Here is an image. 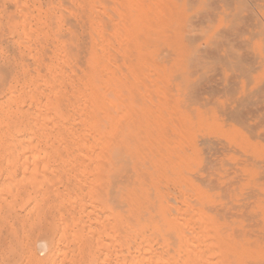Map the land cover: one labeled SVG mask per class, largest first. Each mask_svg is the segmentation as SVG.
<instances>
[{
	"label": "rangeland",
	"instance_id": "374dc122",
	"mask_svg": "<svg viewBox=\"0 0 264 264\" xmlns=\"http://www.w3.org/2000/svg\"><path fill=\"white\" fill-rule=\"evenodd\" d=\"M23 1H26V2H24L25 4H22L21 6H19L18 2H21V0H16V3H15V0H14V2H12V0L11 1L5 0L6 3L3 0H0V9L2 8L0 10V13H1V11H3V12L5 11L4 10L5 7L8 11V13H7V11H5L4 13L2 12L0 14L1 16L3 15V17L0 16V20L2 19L0 23L4 24V26L1 25L2 27H0V29H1L0 34H1V32H2V34H5V35H2V37L4 36L3 38L0 35V40L2 41L1 42L2 44L0 43V46H1L0 47L1 48L0 49V66H2V68L0 67V70L3 72V68L6 67L7 71L8 70L10 71V72L9 71L7 72L8 75L10 74L9 78H8V75L5 76V78H4L5 83L3 85V88L0 89V93H1L0 104L2 103V101H5V103H6L5 109L3 108L5 106L4 102H3L4 105L2 104L0 106V111H1L0 114L4 115V116L0 115L1 116L0 123L2 121L3 122L5 121V124L3 127L0 124L1 125L0 126V135H1L0 136V145L2 146V142L4 145V146H2V148L6 147V145H7V148H9V150H6L7 156H5V157H8V155L10 154V157L12 158L11 162L14 165H15L14 161H18V160L20 161V158L22 159L24 156H25V158L27 157L26 155L23 154L24 156H22L19 153L20 151H23L24 146L23 145H21L20 147H18V146L21 144V142H19V141L22 140L23 142H25L24 138L26 137L25 135L28 133V132L24 133L25 130L23 131V129H25V128L28 129L27 122L29 123V121H27L28 118H25L27 120H25L23 118L27 117L29 115L28 113L30 111V104H29V101H27V99H26V98H28L27 92L29 91L26 86H29V83L31 80V75H32V74H29V73H32V71H31L32 68H29V70H28V67H27V66L32 67V63H31L32 54L29 51L31 50L32 46H36V44L38 45V43H37L38 41H32L33 39L34 40L36 39L35 37L32 36V31H31L32 30L31 24L33 25V22H32V20L29 19V17L28 18L26 17L27 18V21H26L25 17L22 16V14H23L22 11L24 12V15L26 16V14H27L26 7L29 6L28 8L30 9V12L28 11V13H29V15H31L30 17L32 18L33 12L31 13V11H33L35 8H37V6H39V8L41 10H43L42 14H44V16L45 15L47 16V17H45L46 20L45 19L43 20V22L46 21V23H44V24L45 25L47 24V25L45 26L42 24V26L40 28V31H43L42 33H44L45 35L42 34L43 38L40 35V38H42V39H40V38L39 39H40V41L41 40L44 41V38H46L48 40L44 41L45 43L46 42L47 43H46V45L45 44L43 45L44 46L43 48L40 47V46H42V44L40 46L38 45L40 48H42L41 54L43 52V54H42L43 57H44L46 50L54 52L58 46V41H59V39H58L59 36H56V34L57 35H59V34L57 33L56 25H55L54 21L52 20L55 18V15H56V10L53 11V9H55V8H52L53 7L52 3H54V6L56 5L55 7H57L60 4V2H58V1H61V0H57V2H56V0H36V2L41 3L42 7L40 4H36L35 0H34V2H32L33 0H31V1L30 0H22L21 3H23ZM27 1L29 2V5H28ZM115 1L113 0V2H115L114 4H116V3H119V4H116L117 7L113 6V8H114V10H113L114 14L113 15L115 17H113V15H112V17L114 18V20L112 18V22L117 23L118 21H116V20H119V22L124 24V25L122 26V24H120L121 26L120 25L118 26V24H119V22H118V24H115V28H114V26H113L114 24H112L113 29H115V30H113V36L115 37V40H116V38H118L117 39L118 41H116V45L114 43L115 41L113 40L114 41L113 42L114 43L113 49L116 48L115 50H113V55L115 54L113 56V58H115L116 61L114 60L113 62H115L114 64L116 67L118 66L117 68H122L120 70H122L124 72L126 71V72L124 74H122V71H121V76H120V74L117 73L119 70L116 71V74L114 71V79H117V75H118V76H120L119 80H121V77H123L122 81H120V82H126V80H127L128 83L126 82L127 85H125L126 83H123L124 86H122V88L123 87L124 88L122 89L120 87L122 83L120 84V82H119V86H118V88H116L118 85L116 81H118V80H116V81L114 80V83L116 82V85H115L116 87L114 88V91H116V89H118L119 91L122 89L121 94H123V95L120 96L119 95L120 92H117V91L116 92L121 97V100L123 99L122 101L123 102L125 101V103H126L124 105L122 104V109L125 106V109L127 111H124L125 109L120 110V108H121V106H120L119 112H121V111L126 112L127 117H125V118L126 119L129 118L128 121L125 120L126 123L130 122L129 124H126V125H128L127 127L129 128V129H125V130H127L126 131V134H127L126 139L130 143L131 152L135 151V153L137 152V154H139V156H137L134 153L135 157H132V156L131 157L136 158L139 161V163L142 165V167H143L142 163L145 162L144 163L145 167H143L145 170V175L148 173V175H150V176H148V177H150V179L155 178V175H156V177L158 179L161 178L160 183L162 181L164 182V183H162L163 185L165 184L164 186L168 187L169 185H171L170 182H174L175 185L177 184L176 185L177 187L174 186L173 183H172V185L174 186V188H173V186H171L173 188V190L174 189L176 190V191H174L175 193L177 192L179 194H183V195L185 194L186 195V193L188 192L187 193L188 195H186V196L187 197L189 196L188 198H190V203L191 202H192V204L195 203L194 204L195 206L193 205L194 210H197V209L198 210H203V209L206 210V209H208L209 211H207V210L205 211L208 214V216L213 217L210 215V214H212V215L217 216L216 219H219L220 222L223 220H224V222H226V224L223 222V224H224L223 228L225 227L226 229L227 228L229 229V228L233 227L235 225V223L233 222L235 220L233 218L237 217L238 220L239 219H242L243 221L245 220V222L237 221V218H236L237 224L240 225L241 223H238V222H242V224H244L246 226L249 225L248 227L243 226V225L241 227L239 226L240 228L246 227V230H249L248 231L249 234L245 231L244 228L243 229H240V228L236 229V227H237V225H236V226H234L235 230H234V228H231L229 230V233H228V231L225 230V233L228 234L230 237H234V236H240L241 237L242 236L243 238L242 237L241 238L237 237V238H239V240L240 239L246 240V239H244L245 238L244 234L247 233L246 235L249 236V238H253V240L252 239L250 240L249 238H247L249 241L257 242L259 244H264V241L262 238V237H264V234H263L264 231H262V229L264 230V0H174L175 2L173 0H169L170 2L167 0L166 1L164 0V4H163V0H140V1L139 0H131L130 1L131 6L129 5V0H124L123 3H121L120 0H118V1L115 0ZM176 1H177V3H176ZM7 2H9V3H7ZM10 2L13 3L11 5L12 7L10 5H7V4H10ZM55 2H56V4H55ZM156 2L159 4H157ZM31 3L32 4L34 3L37 6L33 5L34 6L33 7L31 5ZM138 3H139V5H138ZM3 4H4V7H3ZM51 4H52V6H51ZM123 4H126L127 6L123 5ZM133 4L137 5V7L135 8V5L133 6ZM166 4L167 5L171 4L173 7H176V9H175L176 13H174V16H171L175 20L170 22V20H172L171 17H168V19L166 20V21H168V23H167L168 27L166 26V21L164 22L162 20L163 17H162V13H161V10L163 12L162 8L165 7ZM16 5H18L20 8L17 7V9H15ZM23 5L25 6V9L22 10V8H24ZM118 5H121L122 7L119 6L120 8H118ZM148 5L150 7H148ZM161 5H162V7H161ZM171 5H170V7H172ZM43 6H45V8ZM123 6H125V8ZM139 6L142 9V10H140V8H139L140 13L138 12L139 10L137 9ZM142 6L144 9L142 8ZM131 7L135 8V10H137V11L133 10ZM32 8H34V9H32ZM18 9H21V13H20L19 17L17 15V14H19L17 12ZM50 9H51V11H50ZM119 9H120V11H119ZM149 9H151V10H149ZM152 9L154 12L153 14L151 12ZM10 10H12L14 12V14ZM158 10L160 11V14H159ZM15 11L17 13H15ZM44 11L46 13H44ZM116 11H117V13H115ZM170 11H171V9H170ZM25 12H26V14H25ZM124 12L127 13V15ZM128 12H129V14H128ZM136 13L139 15L137 16ZM151 14H152V16H151ZM15 15H17V16H15ZM119 15H120V17H119ZM21 16L24 17V18H22L24 20L20 19ZM116 16L118 17V19H115V18H117ZM121 17H122V19H121ZM138 17H141V18H138ZM5 18H6V22H5ZM11 19H12V22L10 21ZM28 19H29V21H28ZM156 19H159V20H156ZM49 20H52V21H50V23L48 25ZM135 20H138V22ZM18 21H19V23H18ZM21 21H22V23H21ZM23 22H25L26 25ZM155 22H157V23H155ZM169 22H170V24H169ZM12 23H14V24H12ZM20 23H21V25L23 24L22 25L23 28L27 27V31H26V28H25V30L23 28H21L22 26L20 25ZM5 25L8 27H6ZM54 25H55L56 30L52 29V31H51V26H52V28H54ZM140 25H142V26H140ZM9 26H11L10 29H9ZM45 27H49L50 30L45 28ZM119 27L120 28L122 27V28L120 29ZM124 27H125V30H124ZM161 28L163 30L166 29L164 33H163ZM18 29H20V30L18 31ZM21 29H23L25 38L22 37L23 33H21ZM116 29H117V31L121 30L120 32H118L119 36H117V34L115 35ZM130 30L132 31L133 35L130 33L131 34V36H130V34L124 33V32H131ZM114 31H115V33H114ZM17 32L20 33L18 36H17V34H18ZM28 32L31 35L32 39L28 38V37H30ZM121 32L123 33L124 38L121 35L122 34ZM168 32H169V35H168ZM25 33L27 35H25ZM49 33L51 35H49ZM127 34H128V36H127ZM19 36L22 37L23 40H22V38H19ZM15 37H18L19 40H22V42H26L27 40H30V41H27L30 43V45H27L28 44L27 42H26V45L24 43L22 44V42H20ZM50 37L53 40H51ZM167 37H169V38H167ZM4 39H5V41H4ZM121 39H123V40L119 41ZM139 39H141V40H139ZM49 40H51V41H49ZM133 40L135 43H133ZM6 42L11 43L10 46L8 45L9 43L6 44ZM15 42L18 43L19 45H17ZM50 42H52L53 44H56V45H54V47H55L54 51H53V47L51 48L52 43L50 44ZM128 42L130 43V45H128ZM142 42L144 43V45ZM125 43L127 44V46H129L128 49H127ZM12 44H14V45H12ZM31 44H32V46H31ZM6 45H8V46H6ZM4 46H6V47H4ZM45 46H46V48H48V47L49 48L46 49ZM27 47H28L29 51H27ZM23 48H26V50H22ZM17 49L20 53L17 51ZM123 50H124V52H123ZM13 51H14V53H13ZM114 51L118 52V53H115ZM28 52H29V54H26ZM48 52H46L45 56H47V57L53 56V55H51V53L49 54ZM121 52L123 54H121ZM124 53L126 54V56L124 55ZM118 54H120L121 57H119L120 55H118ZM4 55H5V57H4ZM25 55H26V57L30 58L29 62H28L29 58H26ZM7 56H8V59L6 58ZM23 56H24V59H23ZM121 58L124 59V60L122 59V61H124V63H122V61L120 60ZM128 58L130 59L129 61H127ZM163 58H164V60H163ZM3 59H4V61H3ZM17 59H18V61H17ZM9 61L12 63H10ZM117 61H118L119 65L116 64ZM125 61H126V63H125ZM130 61H132V63ZM149 61L151 63H148ZM1 62L3 64H1ZM6 62H7V65H6ZM25 62H28L30 64L27 63V65H26ZM155 62L158 63V65H156ZM124 64H126V65H124ZM128 64H130V65L133 64V66H135V67H133V69L131 68L132 69L131 70L129 67L130 65H128ZM137 64H139V65H137ZM181 64H183V65H181ZM124 66H126L127 68ZM123 67H124V69L126 68V70H124ZM113 68L115 69V67H113ZM145 69L148 71H146ZM135 70H137V72H135ZM1 71H0V77H4L3 73ZM12 71H13V73H11ZM25 71H26V73H24ZM127 71H128V73H127ZM19 73L22 76L21 79L19 78V77H21ZM15 74H17L18 76ZM28 75H30V76H28ZM152 75H153V77H152ZM163 75L165 77H163ZM17 77L19 79V82H18ZM126 77H128V78H126ZM166 77H168V78H166ZM15 79H17L16 81H17V84H19V85L16 84ZM171 79H173V80L171 81ZM23 80H24V82H23ZM136 80H137V86L138 87L135 85ZM139 80H140V82H139ZM161 80H162V82H161ZM13 81L15 82V84L17 86L22 85L21 88L17 87ZM142 81L145 82V83H143L144 85L142 84ZM25 82H26V84H25ZM130 82H132L133 84ZM12 84H13V87L16 86L15 89H17V91L20 90L18 92L24 91L22 96H21L22 92L20 93V95H17L18 92H16V91L15 92L13 91V93L10 95L13 98H11L9 96L8 93L11 91V90L9 91V89L13 88L12 86H10ZM131 84H132V86H131ZM9 86H10V88H9ZM168 86H171L172 88L174 87L173 88L174 90ZM165 87L169 88L168 91H167V89H165ZM127 88L129 89V91ZM157 90H159V91H157ZM25 91H26V95H25ZM122 91H123V93H122ZM145 92H148V93L151 92L150 96H152V92H153L154 95L152 97L149 96L150 97L149 98L148 97L149 94L148 93L145 94ZM15 93H17V94H15ZM23 95H24V98H23ZM146 95H147V97H146ZM6 96H7V98H6ZM20 96L22 97V100L24 101L23 107H22V103L20 102V100H21ZM114 96H116L115 99H117V100H118V98H120L119 96L117 97L116 93L114 94ZM122 96H124V98ZM142 96H144V97H142ZM164 96H165V98H164ZM9 97H10V99H9ZM136 97H139V98H136ZM131 98L133 99V101H131L132 100ZM140 98H141V100H140ZM115 99H114L115 110L118 111L117 108L119 107V105H116V104L118 102L120 103V101H119L120 99L118 100V102ZM9 100H10V102H9ZM137 100H138V104H137ZM157 100H158V102H157ZM167 100H170V101H167ZM12 101L13 102L18 101V103H14V104H16V105L18 104L17 105L18 108L20 106V109H18L20 111L16 110V111H18L17 114L15 113L16 106H14L12 104L13 103ZM122 101H121V103H123ZM142 101H144V102H142ZM141 103H142V105H141ZM10 104L13 106L12 109H9ZM151 104H152V106L157 108L156 110H158L159 112L156 111L155 108L151 106ZM126 105H127V108H126ZM169 105H172L175 108L172 106L169 107ZM156 106H158V107H156ZM1 108H3L5 111L3 109L1 110ZM13 108H14V110H13ZM21 108H23V109H21ZM170 109H172V110H170ZM7 110H9L10 114L14 111V113H12V114H14L15 116L14 115L10 116V114L7 112ZM153 111L154 112L156 111L155 114L152 113ZM173 111L175 113H173ZM119 112H117L116 118L118 117ZM130 112L132 114H130ZM7 113L9 116L7 115ZM18 113H19V115L22 113V114H25L26 116L25 115L23 116L21 114V117H20L18 115ZM175 114H177L179 118L176 117L177 115L175 116ZM157 115H158V117H157ZM6 116H8L7 120L5 119ZM16 116L19 119L16 118ZM131 116H133V117H131ZM163 116H166V117H163ZM174 116H175V118H174ZM12 117L15 119H13ZM135 117H136V119H135ZM159 117L162 120V121L160 120V124L158 123ZM131 119L132 120L134 119V122H132ZM11 120L14 121V124H13V122H11ZM18 120H20L19 121L20 124L18 123ZM135 120H136V126H135L136 128L134 129L133 127L135 125L134 124ZM166 120H168L170 122H168ZM173 120H174L175 124L172 123ZM7 121H9V122H7ZM178 121H179V123H178ZM6 122L8 125L6 124ZM23 122L25 124H23ZM141 123H142V125H141ZM176 123H177V126H176ZM17 124H18V126L21 125V128L18 127ZM131 124H133V125H131ZM161 124H163L162 125L163 127L160 126ZM164 124H165V126H164ZM166 124H167V128L169 130L167 128H164V127H166ZM182 124L184 126H180ZM22 125H25V128L22 127ZM173 125L176 127H173ZM16 126L18 129L16 128ZM28 126H29V124H28ZM179 126L182 127L183 130L184 129L187 130V131L186 130L184 131L185 135L187 134L186 136L184 135L183 130H181V128ZM124 127L126 128V126H124ZM172 127H173V129H172ZM2 128H4V129H2ZM5 129L7 131L9 130L10 133H9V131L7 132ZM163 129H164V131H163ZM234 129H235V131H234ZM2 131H4V132L2 133ZM11 131L12 132L14 131V133H12ZM168 131H170V132L172 131V132L170 133ZM155 132L158 134H156ZM188 132H189V134H188ZM142 133H144V134L142 135ZM176 133H177V135H175ZM181 133H183V134H181ZM169 134H171V135L168 136ZM234 134H235V136H234ZM6 135L8 136V138H5ZM20 135H22V137H20ZM180 136H181V138H180ZM13 137H16L15 138L16 141L13 140ZM130 137L132 138V140L135 139L134 141L140 146L139 148H137L136 145L134 146V143L132 144V142H131L132 140L130 139ZM168 137L172 140H170ZM183 137L185 139L187 138L186 139L187 141H189V139H192L191 141H189V145L191 148L189 147V145H187V142L184 141ZM189 137H192V138H189ZM179 138L180 139L183 138V140H181L182 143L180 142ZM1 139H2V142H1ZM194 139H195V142H194ZM140 140H143V141H140ZM160 141H162L163 145L160 143ZM168 141H171V142H168ZM178 141L180 143H178ZM5 143H6V145H5ZM184 143H186V144H184ZM14 144H16V146H14ZM156 144H157V146H156ZM178 145L181 148V150L178 149L179 147L176 148V146H178ZM172 146H174V147H172ZM186 146H188V147L185 149ZM15 147H16V150H18V148L20 149V150H18L17 153L15 152L17 154L16 158H15V154H14L15 149L13 150V148H15ZM132 147H134V149ZM182 148H183V151H182ZM2 151H4V148L2 150L0 149V156H1L0 160L3 162V163H1V161H0V171H1L0 172V191L2 190V193L0 192V195H1L0 196V205H1L0 206V224H1L0 225V264H34L36 262H37L36 264H44V263L45 264H85V263L86 264H110V259L108 257L109 256V239H108L109 237H108V235H106L108 238H106L105 235L102 236L103 234H106V233L108 234V230L105 229V227L108 228V226L106 225V224H108V223H106L107 222L106 217L108 215L101 216L102 215L101 211L104 209H105L104 213L106 214V212H107V214H108V210L106 209L107 208L106 204L108 203V206H109V200H108V197L106 196V194L108 193V191L110 189V184H109L110 181H109V179H107L106 175H105L106 177H103L104 174L102 173L103 176L100 174L102 170L98 169L99 167L97 168V166H84V167L83 166H78V167L77 166H75V167L69 166V168H68L67 166L64 167V166L52 165L53 167L52 166L49 167V170L47 169L48 167L45 168L48 170V171H45L47 174H45L42 170L44 167H42V168L40 167L39 170L37 169L38 170L37 173L35 171L33 172L34 176L32 177V175H33V173L31 172L32 166L30 167L31 170L28 168L29 167L28 164H27V166L24 165L25 167L23 166V164H26V163L22 162V161L25 162V158H23V160L21 161V166H20V162H19V164L16 163V167H15L10 161H8V159L11 160V158L8 157V159L6 161V158L4 156H2V155H4L3 154L4 152L2 153ZM155 151H156V153H155ZM178 151L183 152V154H182V152H180V155H179L180 157H182V158H180L181 160L183 159L182 161H179V159L176 158V157H178V154H179V153H176ZM191 152L194 153V155ZM18 153H19V155H18ZM24 153L27 154L28 152L24 151ZM151 153H155L156 155L155 154L153 155ZM164 153H167V154H164ZM253 153H255V154H253ZM168 154L170 156H168ZM195 155L197 156L196 158H195ZM17 156H18V158H17ZM155 156H156V158H155ZM139 157H141V158H139ZM162 157H163V159L161 160ZM188 158L190 160H188ZM16 159H18V160H16ZM184 159L187 161L185 162ZM158 160L159 161L161 160L162 162L160 161V163L163 165H161ZM163 160H164V162H163ZM165 160H166V162H165ZM175 160L177 161L178 164L175 163L176 162ZM141 161H142V163H141ZM191 161L194 162V164L191 163ZM197 161H198V163H197ZM6 162L7 163L9 162L8 164L11 163L13 165V168L10 167L11 164H10V166L4 165V164H7ZM147 162H148V164H147ZM172 162H174V163H172ZM184 162L186 165L185 170H187L189 172V168H190L191 172L188 173L190 176L187 174V171H184ZM187 162H189V163H187ZM166 163H167V165H166ZM170 163L173 166H174V164L176 166L179 165V167L178 166L174 167V169L177 168V171H176V169H175V171L173 170V166L170 165ZM187 164H190L191 166H189V168H188ZM150 165L153 167V169ZM6 166H8V168ZM17 166H19V167H17ZM168 166H170V167L172 166L171 167L172 169ZM71 167H74V168H71ZM76 167H77L78 171L80 170L79 171L80 173L78 171H76V169H75ZM191 167H193L195 170ZM14 168L15 169L17 168L16 171L14 170ZM27 168H28V170H27ZM50 168L51 169L53 168L54 170L53 169L50 170ZM63 168H66V169L64 170ZM96 168L98 170H96ZM164 168H166V169H164ZM21 169L24 171H22ZM40 169L42 170V172L40 171ZM70 169L72 172H68ZM178 169L181 171V173H180L181 175L184 174V176L182 175V178L184 177L183 182H182V179L180 178L181 175L178 174L179 173ZM73 170H75V171H73ZM157 170H159L158 172H161V173H158ZM164 170H166V172L168 170V172L164 174L163 173ZM49 171H51V172H49ZM85 171H87V173H85ZM170 171L171 172H177L176 174L178 175V177L176 176L175 173H173V174L170 173ZM206 171H207V173H206ZM3 172H4V174H3ZM24 172L26 174H24ZM73 172H75V173H73ZM201 172L202 173L205 172L207 174V176L205 173H204L205 175H203ZM29 173H30V175H29ZM48 173H49V175H48ZM38 174H40V175H38ZM185 174H187L188 176ZM22 175L23 176L25 175L27 177H25V176L22 177ZM36 175H38V176H36ZM45 175H46V178H45ZM57 175H59V176H57ZM80 175L81 176L83 175V176L80 177ZM161 175H163V176H161ZM35 176H36V179H35ZM40 176L42 179L39 178ZM47 176H48V178H47ZM96 177H97V179H96ZM146 177L147 176H145V178ZM188 177H190V178L193 177L194 179L192 178V180H190V179H188ZM176 178L177 179L180 178L179 179L180 182ZM197 178L201 182L204 180L205 182L203 181L202 183H205V186H204V184L202 185L201 182L198 183L199 180H197ZM17 179L19 181H17ZM174 179H176L177 181ZM13 180L15 181V183L13 182ZM53 180H55V182ZM172 180H174V181H172ZM36 181H38V182H36ZM165 181L167 183H165ZM95 182H97V183H95ZM178 182L182 183V185L184 184L183 186L186 188H187V186H186L187 183H189V185H190L193 182L191 184V186L193 185L194 187L197 185V183H198V185H197V188H194V187H191L187 184L188 188L189 187L190 188H189V190L188 189L186 190ZM43 183H44V185H43ZM226 183H229L228 184L229 186ZM163 185H161V187H163ZM244 185L246 187H244ZM13 186L15 188H13ZM2 187L4 188V190L6 188V190L4 191ZM8 187H10L11 189ZM108 187H109V189H108ZM171 187H170V189H171ZM212 187H214V188H212ZM217 187H218V189H216ZM229 187H231L232 189H230ZM49 188H51V189H49ZM53 188L55 189V191ZM165 188H163L164 190L161 188V191L167 192V190H165ZM181 188H183V189H181ZM104 189H105V191H104ZM196 189H198V191ZM200 189H201V194L199 192ZM212 189H214V190H212ZM242 189H243V191H242ZM14 190H17V192ZM182 190H184L183 191L184 193H182ZM205 190L208 192H206ZM39 191H41L42 193ZM56 191H58V192H56ZM101 191H102V193H101ZM220 191H221L222 196L218 193ZM21 192L23 193V195ZM43 192H45V193H43ZM68 192H69V195H68ZM92 192H93V198H92V194H91ZM172 192L173 191H171V193ZM229 192H230V194H229ZM53 193H54V195H53ZM197 193H198V195H197ZM2 194H4L5 196L4 195L2 196ZM13 194H15V195H13ZM94 194H95L97 199L94 198L95 197ZM207 194H211V195H209L207 197ZM24 195H25V197H24ZM90 195H91V198H90ZM97 195H98V197H97ZM107 195L110 198V194L108 193ZM228 195L230 196L229 198L231 200H233V201L235 200V202H234L235 205L231 204L233 202H231V200L228 199V197H227ZM238 195L240 198L238 197ZM26 196H27V199H26ZM245 196H246V198H245ZM250 196H255L256 200H258V201L252 200L253 198L250 199L249 198ZM193 197H195V198H193ZM222 197L223 198L227 197V198H226V200L225 199L223 200ZM213 198H215L217 201H220V202H215V200ZM24 199H26L27 201H25ZM39 199H41L42 201ZM91 200H93V202H96L98 204L92 203ZM101 200H103L104 203H100ZM87 201H88V203H87ZM211 201L213 203H211ZM225 201H227V202H225ZM248 201H250L252 205L250 203H248ZM237 202L238 203L243 202L244 204L247 203L246 205H248V206L245 209L246 205H244L243 203L240 205ZM253 203H255V204H253ZM258 203H259V205H258ZM64 204H65V206H64ZM6 205L10 208V210L7 209L8 207ZM256 205H258L257 206L258 208L256 207ZM3 206H4V208H3ZM94 206H95V208H93ZM193 206H192V208H193ZM197 206H199L200 209H199V207L197 208ZM215 206L220 207V208H216ZM230 206L231 207L233 206V207L230 208ZM234 206H237V207H234ZM238 206H239V208H238ZM222 207L225 210L222 209ZM98 208H100V209H98ZM11 209H12V211H11ZM214 209L215 210L217 209V211H214ZM252 209L255 210V212L252 211ZM210 210H211V213H210ZM218 210L219 211L222 210V211L218 212ZM228 210H231V211H228ZM237 210L239 212L244 211L245 212V214L243 212L244 217L240 213H238ZM258 210H260V211H258ZM43 211H45V212H43ZM89 211H92V213L91 212L89 213ZM232 211H235L236 214L238 213L237 215H239V217L235 214H232ZM4 212H6V213H4ZM98 212H101V213H98ZM258 212H261V213H258ZM82 213H84V215ZM94 213H97L98 215L103 217L105 221H103V218L101 219V217H99L97 214H95V216L97 215L95 217ZM213 213H215V214H213ZM225 213H227V214L222 219V216ZM4 214H6L7 216ZM256 214H259L260 216L256 215ZM90 215H91V217H90ZM55 216H56V218H55ZM58 216H59V219H58ZM240 216H242L243 218ZM87 217H89L88 218L89 220L87 219ZM229 218H231V220H233V221L229 220ZM259 218H262V219H259ZM93 219H95V221ZM96 219H98V220H96ZM31 221H32L33 225H32V223H30ZM96 221H97V223H96ZM98 221H100V222L98 223ZM227 221H229V222H227ZM250 222H251V224L254 223V225L253 224L250 225ZM260 222H261V224H260ZM15 223H16V225H15ZM95 223H96V225H95ZM103 223H105V224H103ZM230 223H234V225L232 226ZM84 224H86L87 227L89 226L88 229H87L86 225H85V227L83 226V228H79L80 227L79 225H81V227H82V225H84ZM101 225H102V229L104 228L103 230L100 229ZM229 225H231V227H229ZM252 226L253 227L256 226V228L253 229V228H251ZM62 227H64L63 230L61 229ZM57 228H58V230H57ZM79 229H82L83 232L81 231L82 233H80ZM83 229H85V230H83ZM104 230H106L107 232L104 233ZM233 230H234V232L237 231L238 235L232 234L233 232H231V231H233ZM77 231L79 233H77ZM90 231H92V234L89 233ZM93 231H94V233H93ZM98 231L101 232L102 235ZM59 232H61V234ZM85 232H86V234L88 233L87 236H86ZM95 232L96 233L98 232L99 235L95 234ZM253 232L254 233L257 232V233H259V234L261 233V234L259 235L256 233L257 235L255 237H251L254 234ZM76 233L80 235L79 237L82 240L77 239L78 235ZM230 234H232L234 236H232ZM28 235H31V236L29 237ZM91 235H93L96 239L94 237H93V239H91V237H92ZM258 235H259V237H258ZM75 237L77 240L75 239ZM88 237H90V238H88ZM87 238L89 239V241ZM105 238L107 239V242H105V240H106ZM58 240H59V242H58ZM97 240L98 241L103 240L102 241L103 243H101V241L99 242V243H101V246L99 245ZM232 240H236V238H234ZM73 243H76V245ZM72 245H73V247H72ZM104 245L105 246L108 245V246L105 247ZM103 246L105 247V251H103L101 248ZM29 247H31L32 250ZM96 247H97V249L98 248L99 249L97 250ZM75 248L77 250H79V249L80 250L77 251ZM106 249H108V250H106ZM31 251H32V253H30ZM59 251H60L61 255L59 254ZM98 251H100V252H98ZM56 252H57V254H56ZM72 252H73V254H72ZM81 252L82 253L84 252V255H82ZM9 253L11 256L9 255ZM95 254H98V255H95ZM106 254H107V256H106ZM54 255L58 256V257L56 256L57 259H55ZM74 256L75 257L77 256V259ZM99 257H100V259H99ZM106 257L108 260L106 259ZM73 261H75V262H73ZM104 261L106 263H103ZM240 263L241 264H253V263L254 264H260V263L264 264V260H262V261L261 260H259V261H245L243 263L238 262V264H240Z\"/></svg>",
	"mask_w": 264,
	"mask_h": 264
},
{
	"label": "bare ground",
	"instance_id": "6f19581e",
	"mask_svg": "<svg viewBox=\"0 0 264 264\" xmlns=\"http://www.w3.org/2000/svg\"><path fill=\"white\" fill-rule=\"evenodd\" d=\"M5 2V0H3ZM11 1V0H10ZM31 1V0H30ZM115 1V0H114ZM118 1V0H117ZM121 3H123L124 0H120ZM130 1L129 0V5H130ZM140 1V0H139ZM166 1V0H165ZM169 1V0H167ZM174 1V0H173ZM3 2V3H4ZM12 2H14V0H12ZM22 2V0H21ZM21 2H18V5L21 6L22 4H25L24 2L26 1H23V3ZM28 2V1H27ZM34 2V0L32 1ZM36 2V0H35ZM51 2V1H50ZM53 2V1H52ZM57 2V0H56ZM55 2V4H56ZM60 2V4L55 7L54 6V3L53 4V7L52 8H55L53 9L56 10V15H55V18L52 19L56 25V28H57V33L59 35H57L56 33V36H59V41H58V46L57 48L55 49L54 45L56 44H53L52 42H50V44L52 43V46L51 48L53 47V51L55 49V53L54 52H51V51H47L46 49V46H45V50L46 52H48L49 54L51 53V55L53 56H45L44 54V57L42 56L41 54V50L42 48L44 47L43 45L46 43L44 41H47L48 39L44 38V41H40V39H42V33L43 31H40V28L43 25H45L44 23H46V21L43 22V20L45 19V17H47L46 15L44 16V14H42L43 10H41L39 8V6L35 5L34 3L31 5H35L37 6V8H32L34 9L33 11H31L32 13V18L30 17L31 15H29L28 11L30 12V9L28 7H26V16L24 15V12L22 11V16L25 17V20L27 21V18L29 17L30 20H32L33 22V25L31 24L32 26V36L35 37L36 39L32 40V41H38V45L40 46L42 44V48H40L37 44L36 46H32L31 50L29 51L28 50V47H27V51H29L31 54H32V58H31V63H32V67H28V70L29 68H32L31 71L32 73H29V74H32L31 75V80H30V83H29V86H26L28 92V98L27 101H29V104H30V111H29V115L27 117H24L23 119L25 118H28L25 119L27 121H29V123L27 122V127L28 129L25 128V125H22V127H24L25 129H23V131L25 130L24 133L28 132L24 138V141L23 142L22 140L19 141L21 142V144L18 146L20 147L21 145L24 146L23 148V151H20V155L24 156L26 155L27 157L25 158V156L23 158H25V162L22 161L23 158L21 159L20 157V161L18 159V161H14L15 165L11 162L12 161V158L10 157V152L8 153V157L11 158V160L8 159V157H5L7 156V152L6 150H9V148H7V145L6 147H3L4 148V151H2V153L4 155L5 158H6V161L8 159V161H10L15 167H16V163L19 164L20 162V166H21V161L23 163H26V164H23L27 166L28 164V168L30 169V167L32 166V173L35 171L36 173L38 172L39 168L41 167H44L42 170L45 174H47L45 171H48L49 170V167H51L52 165H57V166H67L69 168V166H97L98 169H101V175L102 173L104 174L103 177H106L107 176V179H109V184H110V189L108 191V193L110 194V198L109 196L106 194V196L108 197V200H109V206H108V203L106 204L107 205V210H108V214L106 212V214L104 213L105 212V209L102 210L101 212H98V213H101L103 215H108L106 218H107V222L108 224H106L108 226V228L105 227V229L108 230V234H103L101 232V235L102 236H106L108 235V237L106 236V238L109 239V259H110V264H238V262H245V261H259V260H264V244H259L257 242H251L249 241L247 238H249V236H247L246 234L248 233L249 234V230H246V225L242 224V222H238V223H241L240 225L237 224V221H243L242 219H239L237 218V221H236V218H233L235 221L231 220V218H229V220L233 221L235 223H230L232 226H236V229L237 228H240L242 225L243 226H246L244 229L245 231L247 232L246 234H244V239L246 240H239V238H241L240 236H234V235H238L237 234V231L234 232L235 230V227H231V225H229V227L231 228H234L232 234V236L234 237H230L228 234L225 233V230L228 231L229 233V230L231 228H223V221L220 222L219 219H216L217 216L215 215H212L210 214L211 216L213 217H210L208 216V214L205 212L206 210L209 211L208 209L206 210H194V204H192V202L190 203V198H188L186 195H188L186 193V195L184 194H179V193H175L174 191H176L175 189L173 190L174 186H176L174 184V182H170L171 185H169L170 187L173 186V188L170 187L168 188L167 186H164L162 183H164L163 181L160 183V179L161 178H157L156 175H155V178H151L148 177L150 175H148V173L145 175V170L143 167L144 166V163H141L143 164V167L142 165L139 163V161L136 159V158H132V157H135L134 156V152H131L130 150V143L127 141L126 139V131L125 129H129L126 125V124H129V123H126L125 120L128 121V119H126L125 117L126 116V112L124 111H127L125 109V106L123 107L122 109V104H126L125 101L123 102L121 100V90L124 88H122V86H124L123 83H128V81L126 80V82H120L122 81V78L121 77V80H119L120 76H121V71L120 69L122 68H117L115 66V62H113L115 60V58H113V50H115L116 48L113 49V44L115 43L116 45V41H118L116 38L115 40V37L113 36V27H112V24H114V28H115V24H118L119 20H116L118 21L117 23H113L112 22V18L115 17L113 14H114V8L113 6H116V4H119V3H116L114 4L115 2H113V0H61V1H58ZM126 2V1H125ZM124 2V3H125ZM170 2V1H169ZM175 2V1H174ZM179 2V1H178ZM6 3V2H5ZM9 3V2H7ZM15 3H16V0H15ZM44 3V2H43ZM127 3V2H126ZM157 3V2H156ZM177 3V1H176ZM175 3V4H176ZM13 3L10 2V4H7V5H12ZM36 4H40L39 2H36ZM51 4V6H52ZM143 4V3H142ZM159 4V3H157ZM163 4H164V0H163ZM173 4V3H172ZM190 4V3H189ZM18 5H16L15 9H17V7H19ZM28 5H29V2H28ZM122 5V4H121ZM121 5H118V8H120L119 6ZM123 5H126V4H123ZM135 4H133L134 6ZM139 5V3H138ZM156 5V4H155ZM171 4H166L165 7H163V12L161 10V13H162V17H163V21L165 22L168 17H171V16H174V13H176L175 9L176 7H170ZM2 6V5H1ZM47 6V5H46ZM127 6V5H126ZM131 6V5H130ZM132 6V7H133ZM159 6V5H158ZM191 6V5H190ZM3 7H4V4H3ZM12 7V6H11ZM10 7V8H11ZM25 9V6L23 5ZM34 7V6H33ZM42 7V5H41ZM45 8V6H43ZM122 7V6H121ZM125 8V6H123ZM131 7V8H132ZM137 7V5H135V8ZM148 7H150L148 5ZM157 7V6H156ZM162 7V5H161ZM20 8V7H19ZM31 8V7H30ZM47 8V7H46ZM127 8V7H126ZM135 8H132L133 10H135ZM140 6L137 8L139 10ZM143 8V6H142ZM147 8V7H146ZM160 8V7H159ZM2 9V8H1ZM0 9V10H1ZM144 9V8H143ZM158 9V8H157ZM171 9V11H170ZM5 11H7L6 7L4 9ZM19 10V11H18ZM17 12L19 14L18 17L20 16V13H21V9H18ZM117 10V9H116ZM140 10H142L140 8ZM140 10L138 11L140 13ZM147 10V9H146ZM151 10V9H149ZM4 11V12H5ZM12 11V10H10ZM51 11V9H50ZM120 11V9H119ZM137 11V10H135ZM159 11V10H158ZM189 11V10H188ZM3 11H1L2 13ZM3 12V13H4ZM13 12V11H12ZM11 12V13H12ZM15 11V13H17ZM49 12V11H48ZM122 12V11H121ZM152 14L154 13L153 12V9H152ZM0 13V14H1ZM8 13V11H7ZM30 13V14H31ZM44 13H46L44 11ZM117 13V11L115 12ZM125 13V12H124ZM123 13V14H124ZM150 13V12H149ZM14 14V12H13ZM127 15V13H125ZM129 14V12H128ZM137 14V13H136ZM151 14V16H152ZM159 14H160V11H159ZM6 15V14H5ZM11 15V14H10ZM15 15V16H17ZM44 17H43V16ZM113 15V17H112ZM139 14H137L138 16ZM155 15V14H154ZM176 15V14H175ZM1 16V15H0ZM8 16V15H7ZM21 16V20H24ZM150 16V15H149ZM148 16V17H149ZM159 16V15H158ZM3 17V15L1 16ZM17 17V18H18ZM27 17V18H26ZM53 17V16H52ZM51 17V18H52ZM117 17V16H116ZM120 17V15H119ZM11 18V17H10ZM49 18V17H48ZM47 18V19H48ZM138 18H141V17H138ZM180 18V17H179ZM8 19V18H7ZM28 19V21H29ZM115 19H118L115 18ZM122 19V17H121ZM153 19V18H152ZM151 19V20H152ZM160 19V18H159ZM159 19H156V20H159ZM172 20L171 21H174L175 19L173 17H171ZM2 20V19H1ZM0 20V22H1ZM46 20V19H45ZM52 20H49L48 22V25L50 23V21ZM114 20V18H113ZM8 21V20H7ZM12 22V19L10 20ZM138 22V20H135ZM154 21V20H153ZM161 21V20H160ZM5 22H6V18H5ZM31 22V21H30ZM31 22V23H32ZM169 22V24H170ZM9 23V22H8ZM19 23V21H18ZM22 23V21H21ZM20 23V25H21ZM25 23V22H23ZM151 23V22H150ZM157 23V22H155ZM167 23L168 21H166V26H167ZM10 24V23H9ZM14 24V23H12ZM122 24L119 22L118 26ZM4 26L3 23H0V27ZM19 25V26H20ZM23 25V24H22ZM21 25V26H22ZM26 25V23H25ZM47 25V24H46ZM45 25V26H46ZM55 25H54V28H52L51 26V31L52 29L53 30H56L55 29ZM124 24H122L123 26ZM130 25V24H129ZM157 25V24H156ZM6 26V25H5ZM121 26V25H120ZM142 26V25H140ZM158 26V25H157ZM8 27V26H6ZM11 26H9V29H10ZM159 27V26H158ZM168 27V26H167ZM17 28V27H16ZM23 28V26L21 27ZM26 28V31H27V27H24L23 29L25 30ZM47 29H49V27H45ZM120 28V27H119ZM122 28V27H121ZM120 28V29H121ZM14 29V28H13ZM23 29H21V33H23V36H24V32H23ZM162 29V28H161ZM178 29V28H177ZM1 30V29H0ZM6 30V29H5ZM20 29H18L19 31ZM50 30V29H49ZM124 30H125V27H124ZM129 30V29H128ZM166 30V29H165ZM165 30L162 29L163 33L165 32ZM121 31V30H120ZM119 30L117 31L116 29V33L115 35L117 34V36H119V33L120 32ZM131 31V30H130ZM134 31V30H133ZM161 31V30H160ZM4 32V31H3ZM6 32V31H5ZM55 32V31H54ZM138 32V31H137ZM156 32V31H155ZM8 33V32H7ZM18 33V32H17ZM122 33V32H121ZM124 33H128V34H132V31L131 32H124ZM140 33V32H139ZM20 33L17 34V36L19 35ZM29 34V32H28ZM127 34V36H128ZM130 34V36H131ZM1 37L2 35H5V34H2L1 32ZM16 35V34H15ZM22 35V34H21ZM25 35H27L25 33ZM40 35L42 38H40ZM45 35V34H44ZM43 35V36H44ZM49 35H51L49 33ZM53 35V34H52ZM123 36V33L121 34ZM165 35V34H164ZM168 35H169V32H168ZM30 39L31 38V35L29 34ZM54 36V35H53ZM172 36V35H171ZM4 37V36H3ZM2 37V38H3ZM6 37V36H5ZM19 36V38H22ZM46 37V36H45ZM114 37V38H113ZM140 37V36H139ZM7 38V37H6ZM19 40L18 37H15ZM40 38V39H39ZM124 38V36H123ZM159 38V37H158ZM169 38V37H167ZM51 40H53L51 37H50ZM129 39V38H128ZM131 39V38H130ZM3 40V39H2ZM8 40V39H7ZM11 40V39H10ZM23 40V38H22ZM22 40H19L20 42H22ZM49 40V41H51ZM115 42H114V41ZM123 39L119 40V41H122ZM141 40V39H139ZM169 40V39H168ZM5 41V39H4ZM9 41V40H8ZM26 41V40H25ZM27 41H30V40H27ZM26 41V42H27ZM48 41V42H49ZM128 41V40H127ZM131 41V40H130ZM129 41V42H130ZM2 41L0 40V43ZM26 42H22V44L24 43L26 45ZM44 42V43H43ZM114 42V43H113ZM126 42V41H125ZM128 42V45H130V43ZM9 43V42H8ZM6 42V44H8ZM13 43V42H12ZM16 43V42H15ZM28 44L27 45H30L29 42H27ZM36 43V42H35ZM118 43V42H117ZM123 43V42H122ZM133 43L134 40H133ZM139 43V42H138ZM143 43V42H142ZM2 44V43H1ZM4 44V43H3ZM11 43H9L8 45L10 46ZM17 45H19L18 43H16ZM6 45V46H8ZM14 45V44H12ZM34 45V44H33ZM127 49L129 46H127V44L125 43ZM144 45V43H143ZM4 46V47H6ZM30 46V47H31ZM48 46V45H47ZM118 46V45H117ZM180 46V45H179ZM1 47V46H0ZM119 47V46H118ZM117 47V48H118ZM123 47V46H122ZM16 48V47H15ZM40 48V49H39ZM131 48V47H130ZM129 48V49H130ZM140 48V47H139ZM1 49V48H0ZM3 49V48H2ZM14 49V48H13ZM123 49V48H122ZM22 50H26V48H23ZM44 50V49H43ZM52 50V49H51ZM15 51V50H14ZM13 51V53H14ZM18 51V49H17ZM118 51V50H117ZM121 51V50H120ZM19 52V51H18ZM26 53V54H29ZM115 52V51H114ZM119 52V51H118ZM118 52H115V53H118ZM124 52V50H123ZM144 52V51H143ZM20 53V52H19ZM47 53V54H48ZM130 53V52H129ZM4 54V53H3ZM23 54V53H22ZM48 54V55H49ZM121 54H123L121 52ZM16 55V54H15ZM14 55V56H15ZM24 55V54H23ZM120 55V54H118ZM124 55L126 56V54L124 53ZM134 55V54H133ZM131 56V55H130ZM5 57V55H4ZM20 57V56H19ZM26 57V55H25ZM47 57V58H46ZM121 57V55L119 56ZM132 57V56H131ZM171 57V56H170ZM8 59V56L6 57ZM17 58V57H16ZM21 58V57H20ZM26 58H29V57H26ZM5 59V58H4ZM3 59V61H4ZM23 59H24V56H23ZM123 58H121L120 60L122 61ZM126 59V58H125ZM170 59V58H169ZM182 59V58H181ZM119 60V61H120ZM124 60V59H123ZM130 59L128 58L127 61H129ZM132 60V59H131ZM151 60V59H150ZM164 60V58H163ZM12 61V60H11ZM18 61V59H17ZM27 61V60H26ZM30 61V58L28 59V62ZM116 61V60H115ZM133 61V60H132ZM132 61H130L132 63ZM172 61V60H171ZM10 62V61H9ZM14 62V61H13ZM16 62V61H15ZM24 62V61H23ZM28 62H25V64L27 65ZM168 62V61H167ZM12 63V62H10ZM122 63H124V61H122ZM126 63V61H125ZM129 63V62H128ZM148 63H151L150 61ZM180 63V62H179ZM1 64H3L1 62ZM16 64V63H15ZM14 64V65H15ZM21 64V63H20ZM19 64V65H20ZM24 64V65H25ZM30 64V63H28ZM118 64V61L117 63ZM156 65H158V63L155 62ZM160 64V63H159ZM6 65H7V62H6ZM119 65V64H118ZM126 65V64H124ZM130 65V64H128ZM139 65V64H137ZM150 65V64H149ZM183 65V64H181ZM4 66V65H3ZM13 66V65H12ZM18 66V65H17ZM2 68V66H0ZM10 67V66H9ZM16 67V66H15ZM26 67V68H27ZM115 67V69L113 68ZM126 67V66H124ZM123 67V69H124ZM130 69L135 66H133V64H131L130 66ZM137 67V66H136ZM140 67V66H139ZM165 67V66H164ZM5 68V69H4ZM3 68V76L4 77H0V89L3 88V85H4V78L5 76L8 75V71H7V68L4 67ZM127 68V67H126ZM126 68L124 70H126ZM146 68V67H145ZM157 68V67H156ZM20 69V68H19ZM131 69V70H132ZM17 70V69H16ZM119 70V71H118ZM130 70V71H131ZM146 70V69H145ZM155 70V69H154ZM22 71V70H21ZM114 71H115V74H116V71H118L117 73L120 74V76L117 75V79H114ZM148 71V70H146ZM10 72V71H9ZM18 72V71H17ZM28 72V71H27ZM126 72V71H125ZM124 71H122V74L125 73ZM135 72H137V70H135ZM157 72V71H156ZM173 72V71H172ZM13 73V71L11 72ZM26 73V71L24 72ZM128 73V71H127ZM126 73V74H127ZM18 74V73H17ZM15 74V75H17ZM20 74V73H19ZM10 75V74H9ZM9 75H8V78H9ZM23 75V74H22ZM128 75V74H127ZM126 75V76H127ZM132 75V74H131ZM166 75V74H165ZM18 76V75H17ZM21 76V74H20ZM25 76V75H24ZM30 76V75H28ZM134 76V75H133ZM153 77V75H152ZM163 77H165L163 75ZM177 77V76H176ZM20 79L22 78L19 77ZM128 78V77H126ZM134 78V77H133ZM149 78V77H148ZM168 78V77H166ZM165 78V79H166ZM18 79V77H17ZM17 79H15V82L17 84ZM160 79V78H159ZM170 79V78H169ZM14 80V79H13ZM28 80V79H27ZM114 80H118L116 81L117 82V87L115 86L116 85V82L114 83ZM125 80V79H124ZM131 80V79H130ZM173 79H171L172 81ZM9 81V80H8ZM153 81V80H152ZM165 81V80H164ZM14 82V81H13ZM14 82V84H15ZM18 82H19V79H18ZM21 82V81H20ZM24 82V80H23ZM28 82V81H27ZM119 82L121 84V90L119 91L118 89H116L117 92H120L119 95L117 94L116 91H114V88H118L119 86ZM133 82V81H132ZM130 82V83H132ZM140 82V80H139ZM138 82V83H139ZM162 82V80H161ZM127 83L125 85H127ZM145 83L142 81V84ZM164 83V82H163ZM15 84V85H16ZM22 84V83H21ZM26 84V82H25ZM133 84V83H132ZM131 84V86H132ZM8 85V84H7ZM14 85V86H15ZM19 85V84H17ZM16 85V86H17ZM130 85V84H129ZM128 85V86H129ZM137 86V80H136V84ZM144 85V84H143ZM146 85V84H145ZM164 85V84H163ZM13 87V84L10 85ZM9 86V88H10ZM15 86V87H16ZM22 86V85H21ZM21 86H17V87H20ZM166 86V85H165ZM15 87H13L12 89H9V96L13 93V91L15 92H18L20 90L17 91V89H15ZM138 87V86H137ZM144 87V86H143ZM148 87V86H147ZM146 87V88H147ZM170 88H172L171 86H168ZM168 87H165V89H167L168 91ZM134 88V87H133ZM149 88V87H148ZM174 88V87H173ZM172 88V89H173ZM26 89V88H25ZM128 89V88H127ZM150 89V88H149ZM145 90V89H144ZM171 90V89H170ZM174 90V89H173ZM129 91V89H128ZM146 91V90H145ZM155 91V90H154ZM159 91V90H157ZM7 92V91H6ZM22 92V91H21ZM21 92H18L15 93L17 95H20ZM116 93L117 97L119 96L120 98H118V100L120 101V103L118 102L116 98V96H114V94ZM24 93V91L21 93V96L22 94ZM123 93V91H122ZM141 93V92H140ZM148 93V92H145V94ZM150 93L149 92L148 94V97L150 96ZM164 93V92H163ZM166 93V92H165ZM175 93V92H174ZM14 94V95H15ZM142 94V93H141ZM1 95V93H0ZM25 95H26V91H25ZM143 95V94H142ZM153 92H152V96H153ZM20 96V97H21ZM150 96V97H152ZM167 96V95H166ZM1 97V96H0ZM11 98H13L12 96H10ZM9 97V99H10ZM124 98V96H122ZM128 97V96H127ZM126 97V98H127ZM144 97V96H142ZM147 97V95H146ZM149 97V98H150ZM158 97V96H157ZM168 97V96H167ZM7 98V96H6ZM23 98H24V95H23ZM136 98H139V97H136ZM165 98V96H164ZM15 99V98H14ZM17 99V98H16ZM114 99L118 102L116 105H119V107L117 108V110H115V104H114ZM132 99V98H131ZM169 99V98H168ZM12 100V99H11ZM125 100V99H124ZM129 100V99H128ZM139 100V99H138ZM138 100H137V104H138ZM141 100V98H140ZM144 100V99H143ZM151 100V99H150ZM162 100V99H161ZM1 101V100H0ZM121 101L123 103H121ZM133 101V99L131 100ZM153 101V100H152ZM167 101H170V100H167ZM5 104V106L3 107L5 109L6 107V103L5 101H2V103L0 104V106L3 104ZM10 102V100H9ZM13 102V101H12ZM11 102V103H12ZM20 102L22 103V107H23V100H22V97H21V100ZM19 102V103H20ZM144 102V101H142ZM158 102V100H157ZM174 102V101H173ZM14 103H18V101L16 102H13L12 104L14 106H16L15 108V113L17 114L18 109H20V106L18 108V104H14ZM149 103V102H148ZM155 103V102H154ZM170 103V102H169ZM3 104V105H4ZM25 104V103H24ZM146 104V103H145ZM150 104V103H149ZM142 105V103H141ZM162 105V104H161ZM121 106V108H120ZM152 106V104H151ZM172 106V105H169V107ZM8 107V106H7ZM12 105L10 104V108L9 109H12ZM150 107V106H149ZM154 107V106H152ZM151 107V108H152ZM158 107V106H156ZM174 107V106H172ZM177 107V106H176ZM1 108V110L3 109ZM119 108L120 110H124V111H121L119 112ZM126 108H127V105H126ZM155 108V107H154ZM175 108V107H174ZM3 109V110H4ZM7 109V108H6ZM23 109V108H21ZM131 109V108H130ZM157 108H155L156 110ZM173 109V108H172ZM170 109V110H172ZM14 110V108H13ZM18 110V111H16ZM148 110V109H147ZM152 110V109H151ZM175 110V109H174ZM5 111V110H4ZM119 112V115L118 117L116 118L117 116V112ZM132 111V110H131ZM144 111V110H143ZM158 111V110H156ZM155 111V112H156ZM1 112V111H0ZM7 112L9 113V110H7ZM125 114H124V113ZM155 112L153 111L152 113L155 114ZM159 112V111H158ZM157 112V113H158ZM7 113V115H8ZM14 113V111L12 112ZM10 114V116L14 115V114ZM23 113V112H22ZM21 113V114H22ZM150 113V112H149ZM148 113V114H149ZM173 113H175L173 111ZM185 113V112H184ZM21 114L18 115L21 117ZM130 114H132L130 112ZM147 114V113H146ZM2 115V114H0ZM23 116L25 114H22ZM152 115V114H151ZM172 115V114H171ZM177 114H175L176 116ZM4 116V115H2ZM9 116V115H8ZM8 116H6V120L8 119ZM15 116V115H14ZM26 116V115H25ZM134 116V115H133ZM131 116V117H133ZM144 116V115H143ZM173 116V115H172ZM174 116V118H175ZM156 117V116H155ZM158 117V115H157ZM162 117V116H161ZM163 117H166V116H163ZM178 117V115L176 116ZM4 118V117H3ZM2 118V119H3ZM13 118V117H12ZM11 118V119H12ZM16 118H18L16 116ZM153 118V117H152ZM179 118V117H178ZM0 119H1V116H0ZM15 119V118H13ZM19 119V118H18ZM136 119V117H135ZM147 119V118H146ZM132 120V119H131ZM154 120V119H153ZM160 120L161 118L159 117V121L158 123L160 124ZM170 120V119H169ZM178 120V119H177ZM1 121V120H0ZM20 120H18V123L20 124L19 122ZM24 121V120H23ZM125 121V122H124ZM142 121V120H141ZM151 121V120H150ZM162 121V120H161ZM168 121V120H166ZM165 121V122H166ZM9 122V121H7ZM6 122V124H7ZM11 122H13L14 124V121L11 120ZM10 122V123H11ZM26 122V121H25ZM132 122H134V119L132 120ZM154 122V121H153ZM170 122V121H168ZM182 122V121H181ZM138 123V122H137ZM173 124H175L174 120L172 122ZM171 123V124H172ZM179 123V121H178ZM2 125V127L4 126L5 124V121L1 122L0 123ZM23 124H25L23 122ZM29 124V126H28ZM125 124V125H124ZM134 129L136 128V120H135V123H134ZM0 125V126H1ZM8 125V124H7ZM133 125V124H131ZM142 125V123H141ZM148 125V124H147ZM163 124H161L160 126H162ZM13 126V125H12ZM18 126V124H17ZM16 126V128H17ZM126 126V128L124 127ZM159 126V127H160ZM165 126V124H164ZM176 126H177V123H176ZM173 125V127H176ZM180 126H184L183 124L180 125ZM179 126V127H180ZM6 127V126H5ZM18 127L21 128V125H19ZM146 127V126H145ZM153 127V126H152ZM163 127V126H162ZM172 127V129H173ZM15 128V127H14ZM143 128V127H142ZM154 128V127H153ZM164 128H167V124H166V127ZM170 128V127H169ZM181 130L182 127H180ZM234 128V127H233ZM4 129V128H2ZM7 129V128H6ZM5 129V130H6ZM11 129V128H10ZM18 129V128H17ZM168 129V128H167ZM175 129V128H174ZM189 129V128H188ZM28 130V131H27ZM155 130V129H154ZM153 130V131H154ZM169 130V129H168ZM179 130V129H178ZM186 129L183 130V133L185 135V131ZM190 130V129H189ZM188 130V131H189ZM7 131V130H6ZM5 131V132H6ZM9 131V130H8ZM7 131V132H8ZM146 131V130H145ZM164 131V129H163ZM175 131V130H174ZM187 131V130H186ZM235 131V129H234ZM4 131H2L3 133ZM12 132V131H11ZM130 132V131H129ZM157 132V131H156ZM155 132V133H156ZM162 132V131H161ZM170 132V131H168ZM172 132V131H171ZM170 132V133H171ZM181 132V131H180ZM231 132V131H230ZM10 133V131H9ZM14 133V131L12 132ZM145 133V132H144ZM142 133V135L144 134ZM181 133V134H183ZM141 134V133H140ZM158 134V133H156ZM189 134V132H188ZM4 135V134H3ZM129 135V134H128ZM133 135V134H132ZM167 135V134H166ZM165 135V136H166ZM171 134H169L168 136H170ZM177 135V133L175 134ZM187 135V134H186ZM185 135V136H186ZM233 135V134H232ZM1 136V135H0ZM5 136V135H4ZM14 136V135H13ZM130 136V135H129ZM137 136V135H136ZM189 136V135H188ZM187 136V137H188ZM235 136V134H234ZM20 137H22V135H20ZM157 137V136H156ZM179 137V136H178ZM2 138V137H1ZM5 138H8V136L6 135ZM16 137H13V140H15ZM169 138V137H168ZM181 138V136H180ZM179 138V139H180ZM184 138V137H183ZM180 139V142L181 140ZM189 138H192V137H189ZM130 139L132 140V138L130 137ZM134 139V138H133ZM170 139V138H169ZM187 139V138H186ZM185 138H184V141L187 142V145H189V141H191L192 139H189V141H187ZM8 140V139H7ZM20 140V139H19ZM135 140V139H134ZM132 140V144L134 143V146L136 145L137 148H139L140 146L134 141ZM160 140V139H159ZM172 140V139H170ZM16 141V140H15ZM140 141H143V140H140ZM146 141V140H145ZM144 141V142H145ZM1 142H2V139H1ZM9 142V141H8ZM24 144H23V143ZM167 142V141H166ZM165 142V143H166ZM168 142H171V141H168ZM178 141V143H180ZM194 142H195V139H194ZM16 143V142H15ZM136 143V144H135ZM160 143L162 144V141H160ZM177 143V142H176ZM182 143V142H181ZM17 144V143H16ZM16 144H14V146H16ZM172 144V143H171ZM186 144V143H184ZM154 145V144H153ZM163 145V144H162ZM176 145V144H175ZM2 146L3 145V142H2ZM2 146L0 145V149L2 150ZM148 146V145H147ZM155 146V145H154ZM157 146V144H156ZM160 146V145H159ZM168 146V145H167ZM166 146V147H167ZM185 146V145H184ZM164 147V146H163ZM174 147V146H172ZM179 147L176 146V148ZM188 146L185 147V149L187 148ZM190 147V145H189ZM7 148V149H6ZM134 149V147H132ZM154 148V147H153ZM158 148V147H157ZM161 148V147H160ZM191 148V147H190ZM189 148V149H190ZM15 149V150H14ZM156 149V148H155ZM168 149V148H167ZM175 149V148H174ZM178 149L181 150V148L179 147ZM14 150V154H15V158H16V153L18 152V150H20L18 148V150H16V147L13 148ZM157 150V149H156ZM24 151H27L28 153L25 154ZM150 151V150H149ZM182 151H183V148H182ZM180 151V152H182ZM188 151V150H187ZM202 151V150H201ZM16 152V153H15ZM23 152V153H22ZM151 152V151H150ZM180 152H176V153H179L178 154V158L179 161H182L180 158L179 155H180ZM18 153V155H19ZM133 155H132V154ZM156 153V151H155ZM155 153H151V154H155ZM160 153V152H159ZM169 153V152H168ZM172 153V152H171ZM192 153V152H191ZM196 153V152H195ZM198 153V152H197ZM24 154V155H23ZM131 154V155H130ZM164 154H167V153H164ZM183 154V152H182ZM186 154V153H185ZM188 154V153H187ZM194 155V153H192ZM255 154V153H253ZM135 155L139 156V154H137V152L135 153ZM148 155V154H147ZM156 155V154H155ZM174 155V154H173ZM201 155V154H200ZM14 156V155H13ZM21 156V157H22ZM132 156V157H131ZM158 156V155H157ZM168 156H170L168 154ZM177 156V155H176ZM183 156V155H182ZM149 157V156H148ZM147 157V158H148ZM174 157V156H173ZM197 156L195 155V158ZM14 158V159H15ZM18 158V156H17ZM141 158V157H139ZM146 158V159H147ZM156 158V156H155ZM172 158V157H171ZM184 158V157H183ZM194 158V159H195ZM0 159H1V156H0ZM158 159V158H157ZM163 159V157L161 158V160ZM177 159V160H178ZM187 159V158H186ZM193 159V160H194ZM3 160V159H2ZM149 160V159H148ZM160 160V161H161ZM185 160V159H184ZM188 160H190L188 158ZM1 161V160H0ZM4 161V160H3ZM159 161V160H158ZM159 161V163H160ZM176 161V160H175ZM187 160H185L186 162ZM199 161V160H198ZM197 161V163H198ZM162 162V161H161ZM164 162V160H163ZM166 162V160H165ZM169 162V161H168ZM185 162H184V171H187L185 170ZM1 163H3L1 161ZM5 163V162H4ZM7 163V162H6ZM9 163V162H8ZM4 164V165H8L10 166V164ZM153 163V162H152ZM155 163V162H154ZM157 163V162H156ZM174 163V162H172ZM176 164L177 161L175 162ZM189 163V162H187ZM191 163L194 164V162L191 161ZM11 164V168H13V165ZM148 164V162H147ZM146 164V165H147ZM161 164V163H160ZM181 164V163H180ZM152 165V164H151ZM150 165V166H151ZM155 165V164H154ZM163 165V164H161ZM160 165V166H161ZM167 165V163H166ZM169 165V164H168ZM170 165H172L170 163ZM183 165V164H182ZM188 165V168L189 166H191L190 164H187ZM8 166H6L8 168ZM153 166V165H152ZM151 166V167H152ZM165 166V165H164ZM173 166V165H172ZM171 166V167H172ZM179 167V165H177ZM175 164L173 166V170L177 171V168L174 169V167H177ZM19 167V166H17ZM25 167V166H24ZM46 167H48L47 169H45ZM53 167V166H52ZM74 167H71V168H74ZM77 167L75 168L76 171L77 170ZM166 167V166H165ZM170 167V166H168ZM167 167V168H168ZM170 167V168H171ZM183 167V166H182ZM21 168V167H20ZM27 168V170H28ZM60 168V167H59ZM96 168V170H98ZM103 168V169H102ZM181 168V167H180ZM187 168V169H188ZM193 168V167H191ZM17 169V168H16ZM16 169L14 168V170L16 171ZM38 169V170H37ZM53 169V168H52ZM50 168V170H52ZM64 170L66 168H63ZM62 169V170H63ZM86 169V168H85ZM153 169V167H152ZM166 169V168H164ZM172 169V168H171ZM194 169V168H193ZM13 170V171H14ZM22 170V169H21ZM31 170V169H30ZM42 170L40 169V171L42 172ZM54 170V169H53ZM91 170V169H90ZM172 170V171H173ZM179 170V169H178ZM195 170V169H194ZM12 171V170H11ZM24 171V170H22ZM75 171V170H73ZM80 171V170H79ZM78 171V172H79ZM100 171V170H99ZM159 170H157L158 172ZM163 171V170H162ZM1 172V171H0ZM28 172V171H27ZM51 172V171H49ZM68 172H72L71 169L68 171ZM148 172V171H147ZM155 172V171H154ZM168 172V170H167ZM166 170H164V174L167 173ZM183 172V171H182ZM190 168H189V172L187 171V174L190 173ZM203 172V171H202ZM201 172V173H202ZM31 173V174H32ZM55 173V172H54ZM53 173V174H54ZM75 173V172H73ZM80 173V172H79ZM85 173H87V171H85ZM98 173V172H97ZM96 173V174H97ZM158 173H161V172H158ZM162 173V174H163ZM170 173H177V172H171ZM181 171L179 170V175ZM205 173V172H204ZM202 173L203 175H205L207 173L204 174ZM4 174V172H3ZM13 174V173H12ZM15 174V173H14ZM24 174H26L24 172ZM43 174V173H42ZM51 174V173H50ZM57 174V173H56ZM63 174V173H62ZM84 174V173H83ZM156 174V173H155ZM185 174V175H187ZM11 175V174H10ZM16 175V174H15ZM28 175V174H27ZM30 175V173H29ZM40 175V174H38ZM36 175V176H38ZM44 175V174H43ZM49 175V173H48ZM52 175V174H51ZM64 175V174H63ZM79 175V174H78ZM106 175V176H105ZM184 176V174H182ZM182 175H181V179H182V182H183V178H182ZM189 175V174H188ZM187 175V176H188ZM199 175V174H198ZM25 176V175H24ZM22 175V177H24ZM34 176V173L32 175V177ZM36 176H35V179H36ZM59 176V175H57ZM56 176V177H57ZM62 176V175H61ZM74 176V175H73ZM83 176V175H82ZM80 175V177H82ZM100 176V175H99ZM145 176H147L145 178ZM163 176V175H161ZM170 176V175H169ZM173 176V175H172ZM176 176L178 177V175L176 174ZM190 176V175H189ZM193 176V175H192ZM196 176V175H195ZM207 176V174H206ZM27 177V176H25ZM52 177V176H51ZM69 177V176H68ZM76 177V176H75ZM98 177V176H97ZM96 177V179H97ZM101 177V176H100ZM194 177V176H193ZM192 177V178H193ZM41 178V176L39 177ZM44 178V177H43ZM45 178H46V175H45ZM48 178V176H47ZM149 178V179H148ZM164 178V177H163ZM171 178V177H170ZM173 178V177H172ZM175 178V177H174ZM180 178H176L178 181ZM192 178L188 177V179L192 180ZM13 179V178H12ZM16 179V178H15ZM14 179V180H15ZM21 179V178H20ZM42 179V178H41ZM51 179V178H50ZM71 179V178H70ZM102 179V178H101ZM174 179V180H176ZM194 179V178H193ZM13 180V182L15 183V181ZM46 180V179H45ZM73 180V179H72ZM164 180V179H163ZM172 180V181H174ZM176 180V181H177ZM197 180H199L197 178ZM17 181H19L17 179ZM55 182V180H53ZM59 181V180H58ZM80 181V180H79ZM78 181V182H79ZM204 181V180H203ZM202 181V182H203ZM38 182V181H36ZM45 182V181H44ZM48 182V181H47ZM62 182V181H61ZM98 182V181H97ZM95 182V183H97ZM180 182V181H179ZM178 182V183H179ZM196 182V181H195ZM201 181L199 180L198 183H200ZM201 184L205 186V183H202ZM205 182V181H204ZM233 182V181H232ZM22 183V182H21ZM165 183H167L165 181ZM169 183V184H170ZM173 183V185H172ZM177 183V182H176ZM193 183V182H192ZM191 183V184H192ZM197 183V185H198ZM224 183V182H223ZM13 184V183H12ZM30 184V183H29ZM62 184V183H61ZM75 184V183H74ZM182 185V183H179ZM189 185V183H187ZM186 184L187 188L184 187L183 185V188H185L186 190L188 188V185ZM191 184L189 186H191ZM196 184V183H195ZM227 185L229 183H226ZM14 185V184H13ZM17 185V184H16ZM44 185V183H43ZM57 185V184H56ZM96 185V184H95ZM98 185V184H97ZM161 185H163V187H161ZM168 185V184H167ZM197 185L194 187L193 185L191 187H194V188H197ZM201 185V186H202ZM220 185V184H219ZM225 185V184H224ZM223 185V186H224ZM238 185V184H237ZM4 186V185H3ZM71 186V185H70ZM101 186V185H100ZM99 186V187H100ZM107 186V185H106ZM109 186V185H108ZM179 186V185H178ZM210 186V185H209ZM229 186V185H228ZM47 187V186H46ZM75 187V186H74ZM105 187V186H104ZM166 187V188H165ZM177 187V186H176ZM199 187V186H198ZM225 187V186H224ZM238 187V186H237ZM244 187H246L244 185ZM250 187V186H249ZM3 188V187H2ZM10 188V187H8ZM13 188H15L13 186ZM12 188V189H13ZM161 188H165V190H167V192H164V191H161ZM168 188V189H167ZM181 188V189H183ZM209 188V187H208ZM207 188V189H208ZM214 188V187H212ZM222 188V187H221ZM227 188V187H226ZM230 189H232L231 187H229ZM236 188V187H235ZM252 188V187H251ZM11 189V188H10ZM9 189V190H10ZM18 189V188H17ZM40 189V188H39ZM43 189V188H42ZM51 189V188H49ZM54 189V188H53ZM103 189V188H102ZM206 189V190H207ZM218 189V187L216 188ZM241 189V188H240ZM246 189V188H245ZM4 190V188H3ZM6 190V188H5ZM4 190V191H5ZM8 190V191H9ZM62 190V189H61ZM164 190V189H163ZM178 190V189H177ZM191 190V189H190ZM194 190V189H193ZM198 191V189H196ZM205 190V191H206ZM214 190V189H212ZM220 190V189H219ZM238 190V189H237ZM17 192V190H14ZM21 191V190H20ZM24 191V190H23ZM36 191V190H35ZM55 191V189H54ZM59 191V190H58ZM56 191V192H58ZM73 191V190H72ZM105 191V189H104ZM171 191H173L171 193ZM180 191V190H179ZM184 190H182V193ZM192 191V190H191ZM243 191V189H242ZM2 193V190L0 191ZM26 192V191H25ZM38 192V191H37ZM41 192V191H39ZM48 192V191H47ZM194 192V191H193ZM192 192V193H193ZM200 194H201V189H200ZM204 192V191H203ZM208 192V191H206ZM231 192V191H230ZM229 192V194H230ZM13 193V192H12ZM22 193V192H21ZM42 193V192H41ZM45 193V192H43ZM61 193V192H60ZM65 193V192H64ZM102 193V191H101ZM196 193V192H195ZM210 193V192H209ZM220 195H221V191L218 192ZM38 194V193H37ZM50 194V193H49ZM59 194V193H58ZM62 194V193H61ZM72 194V193H71ZM92 194V198H93V192L91 193ZM96 194V193H95ZM94 194V196H95ZM190 194V193H189ZM4 194H2L3 196ZM15 195V194H13ZM23 195V193H22ZM26 195V194H25ZM24 195V197H25ZM40 195V194H39ZM54 195V193H53ZM66 195V194H65ZM68 195H69V192H68ZM198 195V193H197ZM196 195V196H197ZM211 195V194H207V197ZM216 195V194H215ZM235 195V194H234ZM1 196V195H0ZM5 196V195H4ZM11 196V195H10ZM20 196V195H19ZM44 196V195H43ZM42 196V197H43ZM222 196V195H221ZM17 197V196H16ZM15 197V198H16ZM23 197V198H24ZM98 197V195H97ZM215 197V196H214ZM218 197V196H217ZM229 200H231L229 197V195L227 196ZM226 197V198H227ZM235 197V196H234ZM233 197V198H234ZM237 197V196H236ZM239 197V195H238ZM64 198V197H63ZM72 198V197H71ZM90 198H91V195H90ZM89 198V199H90ZM96 198V196L94 197ZM105 198V197H104ZM195 198V197H193ZM199 198V197H198ZM226 198L222 197V199L226 200ZM240 198V197H239ZM246 198V196H245ZM250 199L253 198L252 200H256V197L255 196H250L249 197ZM259 198V197H258ZM26 199H27V196H26ZM26 199H24L25 201H27ZM31 199V198H30ZM87 199V198H86ZM97 199V198H96ZM197 199V198H196ZM215 200V202H220V201H217L215 198H213ZM221 199V198H220ZM243 199V198H242ZM249 199V200H250ZM3 200V199H2ZM16 200V199H15ZM41 200V199H39ZM105 200V199H104ZM212 200V199H211ZM219 200V199H218ZM42 201V200H41ZM242 201V200H241ZM244 201V200H243ZM258 201V200H256ZM2 202V201H1ZM92 203H96V202H93V200H91ZM90 202V203H91ZM108 202V201H107ZM223 202V201H222ZM227 202V201H225ZM231 204H234L235 205V200H231ZM239 202V201H238ZM237 202V203H238ZM15 203V202H14ZM41 203V202H40ZM59 203V202H58ZM88 203V201H87ZM100 203H104L103 200H101ZM197 203V202H196ZM211 203H213L211 201ZM243 202L241 203H238V204H242ZM248 203L251 204L250 201H248ZM17 204V203H16ZM42 204V203H41ZM93 204V205H94ZM98 204V203H96ZM230 204V203H229ZM230 204V205H231ZM244 204V203H243ZM247 204V203H246ZM244 204V205H246ZM255 204V203H253ZM8 205V204H7ZM6 205V206H7ZM103 205V204H102ZM101 205V206H102ZM105 205V206H106ZM194 205V206H193ZM252 205V204H251ZM259 205V203H258ZM256 205V207L258 206ZM1 206V205H0ZM5 206V207H6ZM41 206V205H40ZM65 206V204H64ZM104 206V205H103ZM102 206V207H103ZM193 206V208H192ZM223 206V205H222ZM248 205L245 206V209L247 208ZM8 207V206H7ZM87 207V206H86ZM92 207V206H91ZM101 207V208H102ZM199 206H197L198 208ZM216 207V206H215ZM233 207V206H232ZM230 206V208H232ZM234 207H237V206H234ZM242 207V206H241ZM4 208V206H3ZM44 208V207H43ZM42 208V209H43ZM62 208V207H61ZM95 208V206L93 207ZM216 208H220V207H216ZM239 208V206H238ZM237 208V209H238ZM250 208V207H249ZM258 208V207H257ZM7 209L10 210V208L8 207ZM56 209V208H55ZM97 209V208H96ZM100 209V208H98ZM200 209V207H199ZM222 209H224L222 207ZM244 209V210H245ZM44 210V209H43ZM88 210V209H87ZM225 210V209H224ZM227 210V209H226ZM236 210V209H235ZM240 210V209H239ZM6 211V210H5ZM12 211V209H11ZM99 211V210H98ZM214 211H217V209ZM222 211V210H221ZM218 210V212H221ZM228 211H231V210H228ZM238 211V210H237ZM236 211V212H237ZM252 211L255 212V210L252 209ZM260 211V210H258ZM45 212V211H43ZM48 212V211H47ZM62 212V211H61ZM64 212V211H63ZM86 212V211H85ZM92 213V211H89V213ZM96 212V211H95ZM244 212V211H243ZM243 212H239L242 216H243ZM6 213V212H4ZM87 213V212H86ZM210 213H211V210H210ZM224 213V212H223ZM237 213V214H238ZM258 213H261V212H258ZM15 214V213H14ZM84 215V213H82ZM95 214L97 213H94V216ZM215 214V213H213ZM217 214V213H216ZM227 213H225L223 216H222V219L224 218V216L226 215ZM229 214V213H228ZM232 214H235V211H232ZM245 214V212H244ZM6 215V214H4ZM93 215V214H92ZM98 215V214H97ZM96 215V216H97ZM256 215H259V214H256ZM2 216V215H1ZM7 216V215H6ZM39 216V215H38ZM86 216V215H85ZM95 216V217H96ZM99 217H101L100 215H98ZM228 216V215H227ZM230 216V215H229ZM234 216V215H233ZM239 217V215H237ZM240 216V217H242ZM260 216V215H259ZM258 216V217H259ZM23 217V216H22ZM30 217V216H29ZM43 217V216H42ZM84 217V216H83ZM91 217V215H90ZM215 217V218H214ZM244 217V216H243ZM242 217V218H243ZM31 218V217H30ZM39 218V217H38ZM56 218V216H55ZM89 217H87L88 219ZM103 217H101L102 219ZM226 218V217H225ZM58 219H59V216H58ZM57 219V220H58ZM81 219V218H80ZM86 219V218H85ZM99 219V218H98ZM96 219V220H98ZM100 219V220H101ZM221 219V218H220ZM221 219V220H222ZM228 219V218H227ZM255 219V218H254ZM259 219H262V218H259ZM84 220V219H83ZM89 220V219H88ZM95 221V219H93ZM226 220V219H225ZM13 221V220H12ZM41 221V220H40ZM103 221L104 218H103ZM102 221V222H103ZM34 222V221H33ZM100 221H98L99 223ZM229 222V221H227ZM245 222V220L243 221ZM263 222V221H262ZM32 223V221L30 222ZM37 223V222H36ZM84 223V222H83ZM97 223V221H96ZM95 223V225H96ZM226 224V222H224ZM8 224V223H7ZM13 224V223H12ZM23 224V223H22ZM59 224V223H58ZM88 224V223H87ZM105 224V223H103ZM102 224V225H103ZM228 224V223H227ZM254 225V223H252ZM251 222H250V225H252ZM261 224V222H260ZM1 225V224H0ZM9 225V224H8ZM14 225V224H13ZM16 225V223H15ZM33 225V223H32ZM36 225V224H35ZM34 225V226H35ZM61 225V224H60ZM73 225V224H72ZM86 224L82 225H79L78 227L79 228H83V226L85 227ZM102 225H101V230L102 229ZM76 226V225H75ZM240 226V227H239ZM14 227V226H13ZM87 227V225H86ZM89 227V226H88ZM87 227V229H88ZM100 227V226H99ZM228 227V226H227ZM77 228V227H76ZM243 228H240V229H243ZM251 228L255 229L256 226H252ZM34 229V228H33ZM62 230L64 229V227L61 228ZM73 229V228H72ZM78 229V228H77ZM86 229V230H87ZM262 229V228H261ZM53 230V229H52ZM58 230V228H57ZM60 230V229H59ZM80 230V233H82V229H79ZM78 230V231H79ZM85 230V229H83ZM257 230V229H256ZM35 231V230H34ZM77 231V233H79ZM82 231V232H81ZM255 231V230H254ZM258 231V230H257ZM262 231H264L262 229ZM261 231V232H262ZM74 232V231H73ZM98 232L95 234L99 235ZM107 232L106 230H104V233ZM61 234V232H59ZM72 233V232H71ZM76 233V234H77ZM90 234H92V231L89 232ZM94 233V231H93ZM254 233V232H253ZM257 233V232H256ZM254 233L253 236L251 237H255L257 234L259 233ZM59 234V235H60ZM75 234V235H76ZM86 234V232H85ZM261 234V233H260ZM259 234V235H260ZM264 234V232H263ZM37 235V234H36ZM63 235V234H62ZM78 235V240H82ZM84 235V234H83ZM88 235V233L86 234V236ZM258 235V237H259ZM29 237L31 235H28ZM85 236V235H84ZM83 236V237H84ZM85 236V237H86ZM92 236V237H91ZM91 239H93V235H91ZM247 236V237H246ZM263 236V235H262ZM63 237V236H62ZM88 237V238H90ZM239 237V238H237ZM80 238V239H79ZM87 238V239H88ZM95 238V237H94ZM105 238V239H106ZM236 238V240H232V239ZM243 238V237H242ZM263 238V241H264V237ZM261 238V239H262ZM28 239V238H27ZM26 239V240H27ZM76 239V237H75ZM76 239V240H77ZM96 239V238H95ZM104 239V240H105ZM250 240L253 238H249ZM34 240V239H33ZM50 240V239H49ZM86 240V239H85ZM84 240V241H85ZM99 240V239H98ZM97 240V241H98ZM238 240V241H237ZM89 241V239H88ZM101 241V240H100ZM98 241V243L100 242ZM103 241V240H102ZM101 241V243H103ZM59 242V240H58ZM79 242V241H78ZM105 242H107V239L105 240ZM23 243V242H22ZM52 243V242H51ZM56 243V242H55ZM101 243H99V245L101 246ZM32 244V243H31ZM53 244V243H52ZM76 245V243H73ZM87 244V243H86ZM92 244V243H91ZM97 244V243H96ZM95 244V245H96ZM71 245V244H70ZM81 245V244H80ZM98 245V244H97ZM31 246V245H30ZM83 246V245H82ZM81 246V247H82ZM105 246V245H104ZM101 247L103 251H105V247L108 246L106 245L105 247ZM33 247V246H32ZM73 247V245H72ZM75 247V246H74ZM31 249V247H29ZM108 248V247H107ZM76 249V248H75ZM86 249V248H85ZM89 249V248H88ZM97 249V247H96ZM99 249V248H98ZM97 249V250H98ZM28 250V249H27ZM32 250V249H31ZM71 250V249H70ZM77 250V249H76ZM80 250V249H79ZM77 250V251H79ZM83 250V249H82ZM90 250V249H89ZM108 250V249H106ZM30 251V250H29ZM34 251V250H33ZM72 251V250H71ZM76 251V252H77ZM58 252V251H57ZM56 252V254H57ZM74 252V251H73ZM72 252V254H73ZM100 252V251H98ZM32 253V251L30 252ZM34 253V252H33ZM62 253V252H61ZM78 253V252H77ZM76 253V254H77ZM91 253V252H90ZM97 253V252H96ZM106 253V252H105ZM104 253V254H105ZM8 254V253H7ZM59 254H60V251H59ZM82 255H84V252L82 253ZM99 254V253H98ZM98 254H95V255H98ZM101 254V253H100ZM103 254V253H102ZM10 255V253H9ZM33 255V254H32ZM36 255V254H35ZM61 255V254H60ZM80 255V254H79ZM11 256V255H10ZM57 255H54L55 259ZM89 256V255H88ZM102 256V255H101ZM107 256V254H106ZM6 257V256H5ZM35 257V256H34ZM58 257V256H57ZM61 257V256H60ZM75 257V256H74ZM86 257V256H85ZM105 257V256H104ZM62 258V257H61ZM72 258V257H71ZM77 259V256L75 257ZM80 258V257H79ZM92 258V257H91ZM9 259V258H8ZM28 259V258H27ZM54 259V260H55ZM63 259V258H62ZM100 259V257H99ZM107 259V257H106ZM31 260V259H30ZM34 260V259H33ZM102 260V259H101ZM108 260V259H107ZM12 261V260H11ZM26 261V260H25ZM57 261V260H56ZM62 261V260H61ZM94 261V260H93ZM31 262V261H30ZM36 262V261H35ZM75 262V261H73ZM80 262V261H79ZM96 262V261H95ZM94 262V263H95ZM32 263V262H31ZM37 263V262H36ZM34 263V264H36ZM59 263V262H58ZM78 263V262H77ZM98 263V262H97ZM103 263H106L105 261ZM45 264V263H44ZM86 264V263H85ZM241 264V263H240ZM254 264V263H253ZM261 264V263H260Z\"/></svg>",
	"mask_w": 264,
	"mask_h": 264
}]
</instances>
